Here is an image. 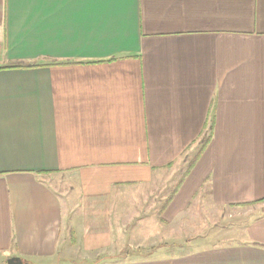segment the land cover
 I'll list each match as a JSON object with an SVG mask.
<instances>
[{"label": "crops", "instance_id": "crops-1", "mask_svg": "<svg viewBox=\"0 0 264 264\" xmlns=\"http://www.w3.org/2000/svg\"><path fill=\"white\" fill-rule=\"evenodd\" d=\"M261 199L264 0H0V264H264ZM226 207L238 233L191 236ZM125 222L143 253L108 256Z\"/></svg>", "mask_w": 264, "mask_h": 264}, {"label": "rangeland", "instance_id": "rangeland-1", "mask_svg": "<svg viewBox=\"0 0 264 264\" xmlns=\"http://www.w3.org/2000/svg\"><path fill=\"white\" fill-rule=\"evenodd\" d=\"M191 154L192 153H190V154H188V156L184 157L182 163L180 164V168H179V171L177 172V174H174L170 178H168L166 183L163 182V184H165L164 185L165 187L163 188L161 186V189H162V192L164 193V196L166 198L173 191V189L177 186V184L180 181L184 171L187 170V167H188V164H189V160L192 159L191 158V156H192ZM162 197H163V194L159 195V199L162 198ZM202 200H204L203 202L205 203V206H207L208 203H209L207 196H204V199H202ZM164 201H165V199H164ZM127 203L129 204V209H126L125 210L126 212H128L130 214L133 212L135 214V211L130 208V205H131V206H135L137 208L138 212L136 213V215H138V214L141 215V212H142L141 210L142 209H141V205H140L138 197L137 198L129 197ZM258 204H264V200L258 201ZM250 206H251L250 204L246 205L247 214L250 212V209H251ZM135 207H132V208L136 210ZM193 208L195 209L193 214L194 213H198V215L200 214L204 218H208L207 217L208 210L204 209L203 204H201V209L197 210L196 199L194 200V205H193L192 209ZM192 209L191 210L188 209L187 210L188 212H186L185 215H187L189 217L190 214H191L190 212H192ZM237 210L238 209L228 208V207L223 208V209H221V208H216V209L211 208L210 213L213 216V218H217L218 222H201L202 230L198 231V232H197V230H195L194 231L195 234H193L191 236L192 237L198 236L197 239L203 238V240H208V241H220L223 238L229 239L230 237H232V235L238 233V227H239L240 224H242V222H237L238 219H239V215L237 214ZM244 210L245 209H243V211ZM152 211H153V209L151 210V213H150L152 215L151 217L160 218V215H161L160 209H158V210L156 209L153 212ZM146 212L143 213V214H146ZM241 212H242V210H241ZM144 217H145V215H144ZM136 220L137 219H135L134 222H136ZM224 220L227 221V222H224ZM230 221H232V222H230ZM189 223L191 224V222H189ZM144 224L145 225L144 226H140L141 228L139 227L138 230L139 231H144L147 228L146 226H149V224H151L150 228H149V232L151 234L154 232L155 227L158 226V222H151V223L147 222V224H146V222H144ZM137 225H138V223H137ZM165 228H166V234L170 235V234L178 233V229L184 228V226H181V222H178V223L177 222L176 223L175 222L174 223L173 222H169V223H167L166 227H163V225H160L161 234L163 233V230H165ZM120 230L121 231L124 230L125 234H123V235L120 234L119 236H117L115 234L116 236L114 237V246L112 247L113 249H111V248L108 249L107 251H110V252L109 253L106 252L105 254H108V256L109 255L113 256V255L117 254L118 247L122 249L121 254H124V253L125 254L126 253L139 254L140 251H142L141 253H143V249H144L143 247H141L140 249H136L135 248V246L138 245V243L136 241H133L132 243L130 242V241H132V237H133V235H131V232L129 234V231L132 230L131 224L129 222H125L124 228L121 227ZM192 237H190V238L188 237V239L186 240V239H183L181 237L175 236V237H170L167 240H168V242H172L171 244H174V246H178V245L184 244L186 248H192L195 244H197V243L193 242L194 240H197V239H193L191 241ZM126 241H127V243H125ZM128 241H129V243H128ZM128 244L131 246V248H134V249H128V247H127ZM141 245H145V243L144 244L142 243ZM130 246H129V248H130ZM76 251H77V249H75L71 253L70 257L77 256ZM80 256H83V254L81 252H80ZM116 257L119 258V255H117ZM90 258H93V257H90ZM97 260H98L97 261V263H98L100 260L99 259H97ZM75 261L76 262H79V261H84L85 262V261H87V263H89V264H92V263L96 262V260L89 259V258L87 260L86 259L84 260V259L76 258Z\"/></svg>", "mask_w": 264, "mask_h": 264}, {"label": "trees", "instance_id": "trees-1", "mask_svg": "<svg viewBox=\"0 0 264 264\" xmlns=\"http://www.w3.org/2000/svg\"><path fill=\"white\" fill-rule=\"evenodd\" d=\"M212 128H213V124L210 123L208 129L206 130V132H204L203 137H202V139L200 141V145H199V148H198V153L190 160V162L188 164V167H187V170L185 171L184 175L189 171L190 167L194 164V162L196 161L197 157L200 155V153L202 152V150L204 149V147L209 142V140H210V138L212 136ZM180 182H181V180H180ZM179 183H178V185H179ZM178 185L176 186V188L178 187ZM175 191L176 190L174 189L173 192H172V194L168 197L167 201H169L171 199V197H172V195H173V193ZM258 201H260V200H258ZM24 261L28 263L27 260H24Z\"/></svg>", "mask_w": 264, "mask_h": 264}, {"label": "water", "instance_id": "water-1", "mask_svg": "<svg viewBox=\"0 0 264 264\" xmlns=\"http://www.w3.org/2000/svg\"><path fill=\"white\" fill-rule=\"evenodd\" d=\"M26 263L25 261H22L18 257H10L7 259V264H24Z\"/></svg>", "mask_w": 264, "mask_h": 264}]
</instances>
